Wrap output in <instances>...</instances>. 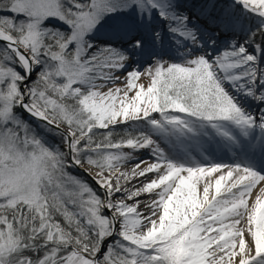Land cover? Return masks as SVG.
I'll return each mask as SVG.
<instances>
[{"label": "snow or ice", "instance_id": "6c2138e0", "mask_svg": "<svg viewBox=\"0 0 264 264\" xmlns=\"http://www.w3.org/2000/svg\"><path fill=\"white\" fill-rule=\"evenodd\" d=\"M0 264H264V0H0Z\"/></svg>", "mask_w": 264, "mask_h": 264}, {"label": "rangeland", "instance_id": "374dc122", "mask_svg": "<svg viewBox=\"0 0 264 264\" xmlns=\"http://www.w3.org/2000/svg\"><path fill=\"white\" fill-rule=\"evenodd\" d=\"M141 82L147 83V80L146 79H143Z\"/></svg>", "mask_w": 264, "mask_h": 264}, {"label": "bare ground", "instance_id": "6f19581e", "mask_svg": "<svg viewBox=\"0 0 264 264\" xmlns=\"http://www.w3.org/2000/svg\"><path fill=\"white\" fill-rule=\"evenodd\" d=\"M128 167H131V165H129ZM131 186V185H130ZM136 186H139V184L137 183V185Z\"/></svg>", "mask_w": 264, "mask_h": 264}]
</instances>
